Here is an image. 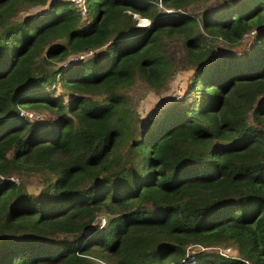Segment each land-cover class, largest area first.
<instances>
[{
    "label": "trees",
    "instance_id": "1",
    "mask_svg": "<svg viewBox=\"0 0 264 264\" xmlns=\"http://www.w3.org/2000/svg\"><path fill=\"white\" fill-rule=\"evenodd\" d=\"M203 1L0 0V264H264V0Z\"/></svg>",
    "mask_w": 264,
    "mask_h": 264
},
{
    "label": "rangeland",
    "instance_id": "2",
    "mask_svg": "<svg viewBox=\"0 0 264 264\" xmlns=\"http://www.w3.org/2000/svg\"><path fill=\"white\" fill-rule=\"evenodd\" d=\"M224 0H209L207 2H200L196 6L192 7L193 11H199L201 9L206 8L210 4L219 3ZM161 10L164 12L172 13L173 9L164 8L163 6H159ZM44 7L41 8H33L27 9L25 11L20 12L17 16V19H22L24 16L31 15V14H38L40 13ZM86 19V18H85ZM87 20V19H86ZM139 24H143L148 26L150 23L147 19H140ZM249 36L244 41V44L249 42ZM214 45H219V43H214ZM103 49V48H102ZM239 50L245 49V45L238 48ZM168 54L171 58L170 62L172 64L173 74L169 77L167 86L160 92H155L152 88L148 85L140 81H136L133 87L131 88L130 95L132 97V102L135 104L138 116L140 119L145 121L146 119L153 118L154 113H157L161 107L162 103L168 100L171 97L182 95V93L186 92V87L189 83V78L192 75V70L187 68V63L185 62L184 58V49L183 45L179 40H175L168 43ZM51 65H46L44 62L39 63L37 69H57L61 65L65 64L62 62H58L56 60L51 61ZM187 95H191L186 93ZM30 113L29 111L22 110V113ZM34 113V112H33ZM30 113L29 116H34L38 118L47 117V112H38V113ZM24 183L27 185V188L30 189L33 193L36 191V187H38L39 182H37V178L34 176H25L22 177ZM104 223V222H102ZM226 247L232 248V253L234 247L228 245Z\"/></svg>",
    "mask_w": 264,
    "mask_h": 264
},
{
    "label": "built area",
    "instance_id": "3",
    "mask_svg": "<svg viewBox=\"0 0 264 264\" xmlns=\"http://www.w3.org/2000/svg\"><path fill=\"white\" fill-rule=\"evenodd\" d=\"M70 2H73L75 6L78 8L79 12L82 16L86 17L87 15V7H86V0H68ZM34 117V116H32ZM217 252H219L221 255H230L231 254V247H215ZM247 264H253L251 262H247Z\"/></svg>",
    "mask_w": 264,
    "mask_h": 264
}]
</instances>
